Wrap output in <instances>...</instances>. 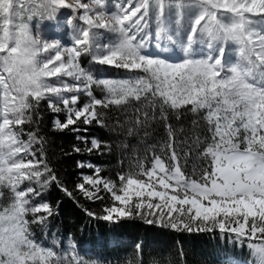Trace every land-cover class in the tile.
I'll return each mask as SVG.
<instances>
[{"label": "snow or ice", "instance_id": "6c2138e0", "mask_svg": "<svg viewBox=\"0 0 264 264\" xmlns=\"http://www.w3.org/2000/svg\"><path fill=\"white\" fill-rule=\"evenodd\" d=\"M110 3L31 0L25 16L20 0H0V187L10 193L0 206V264H98L78 253L68 257L55 236L43 245L29 228L53 215L48 202H33L49 185L72 196L44 158L43 137L23 127L45 99L67 113L55 122L59 129L81 119L103 125L98 108L132 102L139 106L123 122L128 135L164 123L167 139L145 145L144 156L134 148L118 184L98 167L82 177L77 188L87 198L100 199L102 186L113 201L103 215L88 216L118 222L147 213L174 230L195 225L234 243L255 240L247 247L255 264H264V0H116L109 9ZM63 9L70 10V44L33 34V16L52 21ZM82 57L143 75L101 78L82 66ZM80 94L88 100L78 107ZM188 106L194 114L205 111L211 136L185 151L187 142L167 121L169 109ZM90 143L101 147L95 138ZM190 154L205 165L193 164L189 173ZM225 264L241 262L225 256Z\"/></svg>", "mask_w": 264, "mask_h": 264}, {"label": "trees", "instance_id": "16d2710c", "mask_svg": "<svg viewBox=\"0 0 264 264\" xmlns=\"http://www.w3.org/2000/svg\"><path fill=\"white\" fill-rule=\"evenodd\" d=\"M93 94L101 98L96 90ZM138 106L132 102L131 105L98 108L103 113V125L95 121L84 124L81 120L69 128L59 129L55 122H63V115H57L46 100L40 101L33 123L23 127L26 132L35 131L43 137L44 158L72 196L66 195L56 184H51L40 197L35 198L34 203L39 200L48 202L53 208V215L43 226L29 225L33 238L38 241L55 236L59 240H67L76 246L78 254L79 248L88 247L89 253L79 255L86 261L93 260L98 264H225V256H233L241 263L255 264L247 247L248 243L258 242L255 240L245 239L234 243V237L225 239L219 231H198L195 225L191 232L174 230L162 225L156 215L147 213L121 218L118 222H106L87 215V211L97 216L103 215V209L111 206L113 201L102 186L98 193L100 199L87 198L77 188L83 176L95 175L94 169L98 167L101 177L118 184L117 173L127 171L128 159L136 155L134 148L138 150V155L144 156L145 145L167 139L164 123L158 120L128 135L129 125L123 122ZM188 108L190 106L180 109L178 113L169 109L167 121L175 130L176 138L187 142L185 151H189L188 146H193L197 138L204 141L209 133L204 114H194ZM193 121H196L195 125ZM90 137L100 142L99 149H92ZM23 138L26 139V135ZM89 164L93 167L89 168ZM193 164L203 167L205 163L196 159L195 154H190L187 172L192 171ZM2 193L0 204H4L6 197V191ZM149 220L153 223L149 224ZM137 244L141 245L140 249H137Z\"/></svg>", "mask_w": 264, "mask_h": 264}, {"label": "rangeland", "instance_id": "374dc122", "mask_svg": "<svg viewBox=\"0 0 264 264\" xmlns=\"http://www.w3.org/2000/svg\"><path fill=\"white\" fill-rule=\"evenodd\" d=\"M82 2H88V0H82ZM115 2H116V0H111V3L109 4V9H111L112 4H114ZM20 3H21V5L24 6L23 10H24L25 16H27L29 14L28 9L30 7L31 0H20ZM69 14H70V10L63 9L59 13H57L56 19L52 20V21H49L47 19H41L39 16H33V19L30 21V27L33 29V34L35 35L38 31L39 35L44 39H48V40L60 39L62 41V43L66 44V45L70 44L71 28H70V25H68L66 23V20H67V17L69 16ZM74 22H78V21H74ZM149 51H155V50L149 49ZM229 58L232 59L234 57H229ZM174 59H179V56L174 57ZM88 60H89L88 57H82V66L85 68L91 67L93 70V73L95 75L101 77V78L126 79V78H129L131 76L143 75V73H140V72H128L127 70L117 69V68L112 67V66H99V65H95V64L90 65ZM67 79H69L70 83L72 82L70 80V78H67ZM94 90H96L97 93H99L101 95V98H102V96L104 95L103 92L100 89L95 88V87H94ZM66 95H71V94H66ZM45 100L48 103V100L47 99H45ZM87 100H88L87 96L80 94V101H79V104L77 106L79 107L83 103H86ZM57 106L61 109V111H59V112L54 111V112L57 113V115L59 113H60V115L62 114L64 119H66L67 113L64 110L63 105L59 104ZM201 112L205 116V111L202 110ZM81 120L83 121V119H81ZM210 136H211V133L209 132L208 138H210ZM204 165L205 164H203V166ZM21 187H23V185ZM3 190L6 191V197L4 199V204H0V206H6L10 202L8 199V196L10 195L9 190L7 188L0 187V193H2ZM0 198H1V196H0ZM29 217H30V215H29ZM51 240L52 239L48 238V239H44V240H38V242L42 243L45 246H51ZM60 241H62V245H61V249H59V250H61V251L66 250V255L68 257H71L72 255L77 253V249H76L75 245H73L71 243L75 248V252H74L72 248H68V245L70 244V242H68L67 240H62V239H60ZM78 252L80 255H81V253H89V248L88 247L79 248ZM241 264H243V263H241Z\"/></svg>", "mask_w": 264, "mask_h": 264}, {"label": "bare ground", "instance_id": "6f19581e", "mask_svg": "<svg viewBox=\"0 0 264 264\" xmlns=\"http://www.w3.org/2000/svg\"><path fill=\"white\" fill-rule=\"evenodd\" d=\"M93 138L92 137H90V140H92Z\"/></svg>", "mask_w": 264, "mask_h": 264}]
</instances>
